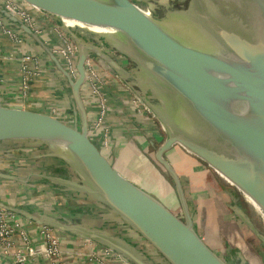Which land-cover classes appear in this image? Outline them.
Returning <instances> with one entry per match:
<instances>
[{"label": "water", "instance_id": "obj_1", "mask_svg": "<svg viewBox=\"0 0 264 264\" xmlns=\"http://www.w3.org/2000/svg\"><path fill=\"white\" fill-rule=\"evenodd\" d=\"M22 1L53 18L76 47V78L53 57L69 85L74 120L70 127L50 115L0 106V144L15 148L29 142L44 151L67 169L69 178L38 176L106 209L125 233L94 227L92 219L85 224L21 213L41 227L98 243L126 264H156L124 238L126 231L165 264H228L196 231L183 186L165 153L180 146L234 187L264 221V0H189L186 9L162 18L153 2L147 3L157 18L141 13L133 0ZM4 14L32 32L18 17ZM90 57L127 88L164 132L154 159L171 179L181 217L120 174L89 138L81 91ZM240 219L264 246V235L245 215Z\"/></svg>", "mask_w": 264, "mask_h": 264}, {"label": "crops", "instance_id": "obj_2", "mask_svg": "<svg viewBox=\"0 0 264 264\" xmlns=\"http://www.w3.org/2000/svg\"><path fill=\"white\" fill-rule=\"evenodd\" d=\"M4 11L0 2V106L46 114L66 124L73 123L74 107L69 85L53 60L55 57L63 66L56 50L60 44L57 32L64 31L53 18L28 8L31 21L27 25L33 32L32 35V32L29 34L23 31L20 24L7 17ZM6 30L15 33L20 43L12 41L6 35ZM24 56L35 58L39 70L38 75L26 78V84L21 73ZM97 65L105 79L103 90L108 104L103 127L107 134L103 136L100 131H94L95 105L83 86L81 96L89 116V138L120 174L152 196L160 198L164 205L166 204L162 199L172 202L174 187L171 179L154 159L155 150L165 140L164 132L149 113L136 107L132 94L123 85L120 86L121 82L99 62ZM124 65L127 69L132 68L130 64ZM29 68L31 71L34 69L31 63ZM7 148L0 149V207L16 210L12 213L21 219L22 230L29 236L32 255L26 254V264H55L41 252V226L21 212L57 217L52 206L45 203L47 199L41 200V196L50 198L52 195H58L62 202L85 200L83 197L76 198L74 194L63 191L61 186L38 176L69 178L67 169L44 156V151L38 150L37 147H15L18 150L11 151ZM165 158L179 176L194 227L205 244L210 249H219L221 244L227 243L235 246L248 264H264V246L240 219V215H245L247 208L249 220L264 235V221H261L260 215L252 205L226 181L221 183L212 169L180 146L172 147L165 153ZM75 207L88 209L89 213H71L70 209ZM100 210L107 211L90 201L87 206L69 205L63 217L75 223L89 222V219L114 221L120 224L123 232L125 231V226L113 220L111 216L102 218ZM89 216L91 218H88ZM232 230L237 238L230 233ZM126 234L124 238L143 249L156 264H165L160 256L133 232L126 231ZM57 236L61 249L58 261L61 264H98L92 256L105 258V248L98 243L64 233L57 232ZM22 246L17 241V249L12 253L23 251ZM0 264L16 263L12 256L0 254Z\"/></svg>", "mask_w": 264, "mask_h": 264}, {"label": "built area", "instance_id": "obj_3", "mask_svg": "<svg viewBox=\"0 0 264 264\" xmlns=\"http://www.w3.org/2000/svg\"><path fill=\"white\" fill-rule=\"evenodd\" d=\"M3 4L4 9L11 15L18 17L24 23L28 24L31 21V17L28 13V8L35 10L22 0H0ZM8 37L16 42L20 43V39L15 33L11 31H5ZM58 37L60 44L57 47L56 53L63 62V66L68 74L72 78H76L77 72L75 70L76 61V47L73 41L66 35L65 32L58 31ZM95 58L90 57L85 64L86 69V80L83 86L86 87L88 94L92 98V102L95 105V120L93 121L94 131H100L103 136L107 134L106 129L103 127L107 116V96L103 90L105 86V79L102 76L98 68V61ZM33 65L32 71L29 68V64ZM21 73L23 74L24 84H26V78L30 75H38V62L35 58L30 56H24L22 58ZM1 80V79H0ZM126 88V87H125ZM127 89V88H126ZM129 92V91H128ZM134 99L136 107L140 110L146 111V109ZM147 112V111H146ZM152 119H154L152 117ZM155 120V119H154ZM21 219H19L14 213L0 207V254L4 256H12L16 264H26V254L32 255V248L30 245L29 236L22 230ZM41 252L49 261H54L55 264L59 263L61 249L60 241L57 236V232L50 228L41 227ZM19 241L23 245V251L16 250V242ZM105 258H97L92 256L98 264H126L118 256L108 249L103 250Z\"/></svg>", "mask_w": 264, "mask_h": 264}, {"label": "rangeland", "instance_id": "obj_4", "mask_svg": "<svg viewBox=\"0 0 264 264\" xmlns=\"http://www.w3.org/2000/svg\"><path fill=\"white\" fill-rule=\"evenodd\" d=\"M158 1H160V0H152V2L154 3V4H156V2L158 3ZM169 2H170V4L166 7V8H164L166 11H165V13L166 12H168V11H173V10H183V9H179L178 7H179V5H183V2H181V1H175V0H169ZM160 4V3H159ZM162 10V9H161ZM164 13V14H165ZM160 17L162 18V16L160 15ZM165 18V17H164ZM121 85H123L122 83L120 84V86ZM123 87H125L124 85H123ZM127 90V89H126ZM128 91V90H127ZM70 127H72L73 126V123H70V124H68ZM165 135V134H164ZM30 143L29 142H20L19 143V147L18 148H34V147H31V145H29ZM18 145V144H17ZM3 147H6L5 145H1L0 144V149L1 148H3ZM5 149V148H4ZM9 151H11V150H13V149H16V148H7ZM16 150H18V149H16ZM19 152H23V151H19ZM218 177V179H219V181L221 182V183H223L225 180H223L220 176H217ZM221 178V179H220ZM170 179V178H169ZM224 183H226V182H224ZM222 189H224V188H222ZM45 192H47L48 193V191H45ZM174 195H172V193H171V195H172V198L171 199H173V201L172 202H167L166 200H164V199H162L163 200V202L167 205V206H169L171 209H172V211H174V213L178 216V217H181V212H180V208H179V204H178V200H177V197H176V194H175V192L173 193ZM240 194V193H239ZM42 198H41V200H43V199H47L46 201H45V203L46 204H48V205H50V206H52L51 208L52 209H54V212L53 213H55V215L57 216V217H61V216H64L63 214H64V212H65V210L67 209V207L69 206V205H76V206H87L89 203H90V200H87L85 197L83 198L85 201H83V200H81V199H76V201L75 200H71V201H67V202H62L63 200L58 196V195H52L50 198H46L45 196H41ZM47 197H49V196H47ZM76 198H78V196L76 197ZM158 198V197H157ZM160 201H161V199L160 198H158ZM175 204V206H172V205H174ZM248 212V210H247V208H246V212H245V215H246V217L249 219V212ZM99 214H101L102 215V218H104V217H110L111 215L110 214H108V212L107 211H105V210H100V212H99ZM100 219H101V217H100ZM262 219V218H261ZM260 219V220H261ZM262 222H263V219L261 220ZM94 227H97V228H100V227H103V228H106V229H111V230H114V231H117L118 230V234H123L124 235V233L125 232H123L122 230H121V228H120V224H116L114 221H108V222H103V221H92V222H90ZM90 223H88L87 221L85 222V224H90ZM257 225L258 226H260L258 223H257ZM127 229V228H126ZM260 229L261 230H263V228L262 227H260ZM234 232V230H232L230 233H232L233 235H234V237L235 238H237V235L235 234V233H233ZM256 238V237H255ZM240 239V238H239ZM258 241V240H257ZM221 247L219 248V249H217L216 247H214L212 250L215 252V253H217V255H219L221 258H223L225 261H226V263H228V264H248L245 260H244V258H242L243 256H242V254L240 253V251L238 250V249H236V248H234V247H232V246H230L229 244H221L220 245ZM241 247V246H240ZM218 250V251H217ZM226 254L228 255V256H226Z\"/></svg>", "mask_w": 264, "mask_h": 264}, {"label": "bare ground", "instance_id": "obj_5", "mask_svg": "<svg viewBox=\"0 0 264 264\" xmlns=\"http://www.w3.org/2000/svg\"><path fill=\"white\" fill-rule=\"evenodd\" d=\"M133 3L135 4V7L144 15L152 18H157L158 16L153 14L149 10V4L145 0H133ZM69 25H77L74 22H69ZM30 150V149H29ZM36 151V150H35ZM1 153V152H0ZM7 154V153H6ZM17 158V157H16ZM221 179V178H220ZM229 186V185H228ZM250 203V202H249ZM253 207V206H252ZM248 213V212H247ZM260 215V214H259ZM261 217V215H260Z\"/></svg>", "mask_w": 264, "mask_h": 264}, {"label": "flooded vegetation", "instance_id": "obj_6", "mask_svg": "<svg viewBox=\"0 0 264 264\" xmlns=\"http://www.w3.org/2000/svg\"><path fill=\"white\" fill-rule=\"evenodd\" d=\"M146 2H152V0H145ZM175 1H181V2H183V5H179V9H186V7L188 6V2H189V0H175ZM170 4V2H169V0H168V2L167 3H156V5H157V8H156V14L158 15V16H163L164 15V13H165V9L164 8H166L168 5ZM171 5V4H170ZM162 9V10H161ZM174 212V211H173Z\"/></svg>", "mask_w": 264, "mask_h": 264}, {"label": "trees", "instance_id": "obj_7", "mask_svg": "<svg viewBox=\"0 0 264 264\" xmlns=\"http://www.w3.org/2000/svg\"><path fill=\"white\" fill-rule=\"evenodd\" d=\"M63 173L65 172L63 171ZM70 211L71 213H89L88 209H83L82 207H75V208L70 209Z\"/></svg>", "mask_w": 264, "mask_h": 264}]
</instances>
